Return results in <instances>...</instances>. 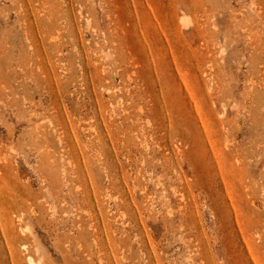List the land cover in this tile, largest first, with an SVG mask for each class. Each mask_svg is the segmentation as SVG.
Returning a JSON list of instances; mask_svg holds the SVG:
<instances>
[{"label": "rangeland", "instance_id": "obj_1", "mask_svg": "<svg viewBox=\"0 0 264 264\" xmlns=\"http://www.w3.org/2000/svg\"><path fill=\"white\" fill-rule=\"evenodd\" d=\"M264 264V0H0V264Z\"/></svg>", "mask_w": 264, "mask_h": 264}, {"label": "bare ground", "instance_id": "obj_2", "mask_svg": "<svg viewBox=\"0 0 264 264\" xmlns=\"http://www.w3.org/2000/svg\"><path fill=\"white\" fill-rule=\"evenodd\" d=\"M29 260L31 264H41L40 260H37L33 255L29 256Z\"/></svg>", "mask_w": 264, "mask_h": 264}]
</instances>
